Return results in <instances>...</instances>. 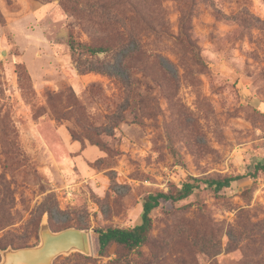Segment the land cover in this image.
Returning a JSON list of instances; mask_svg holds the SVG:
<instances>
[{
  "label": "rangeland",
  "instance_id": "374dc122",
  "mask_svg": "<svg viewBox=\"0 0 264 264\" xmlns=\"http://www.w3.org/2000/svg\"><path fill=\"white\" fill-rule=\"evenodd\" d=\"M132 1L145 21L126 0H0V246L36 245L50 205L53 231L92 237L53 264H264V0ZM229 176L99 253L96 230L139 225L149 194Z\"/></svg>",
  "mask_w": 264,
  "mask_h": 264
},
{
  "label": "trees",
  "instance_id": "16d2710c",
  "mask_svg": "<svg viewBox=\"0 0 264 264\" xmlns=\"http://www.w3.org/2000/svg\"><path fill=\"white\" fill-rule=\"evenodd\" d=\"M126 4L129 7L139 10V8L134 4L132 0H126ZM141 10H139L140 12ZM138 15L142 18L141 20L145 21L146 18L142 12ZM190 28L185 22V18H181L178 35L176 40L180 45H182L186 50L189 51L193 60L199 64L204 65L205 62L201 56L200 49L197 45L193 43L190 36ZM69 47L73 53L84 51L88 55H97L102 54L107 51L104 47L92 46V45H79L75 44L73 41L69 42ZM264 171V160L262 163H258L254 167V173L250 176L255 177L259 172ZM241 177H210V178H196L189 177L188 180L183 182L174 192H157L149 194L147 198L142 203V213H141V222L139 225L130 228V229H120V228H105L96 230L97 234V243L99 247V253L103 254L109 245L115 244L123 246L127 249H136L139 248L147 242L149 238V233L152 227L151 214L152 212L160 206L161 203H170L177 204L183 202L190 197L200 198L202 192L210 191L213 194H218L226 189L230 188L232 183L240 180ZM47 213L49 220H54L53 209L50 205L45 206L41 210V214ZM3 225H0L2 227ZM75 227L81 230H84L83 225L79 222L76 224H64L58 230L60 231L66 228ZM12 246L11 242H6L4 245L0 246V249H6L7 247ZM27 246H19L15 248H22Z\"/></svg>",
  "mask_w": 264,
  "mask_h": 264
},
{
  "label": "water",
  "instance_id": "95a60500",
  "mask_svg": "<svg viewBox=\"0 0 264 264\" xmlns=\"http://www.w3.org/2000/svg\"><path fill=\"white\" fill-rule=\"evenodd\" d=\"M38 239L33 246L0 250V264H53L58 257L73 252L86 257L92 255V237L88 231L75 227L53 231L47 215L40 222Z\"/></svg>",
  "mask_w": 264,
  "mask_h": 264
}]
</instances>
